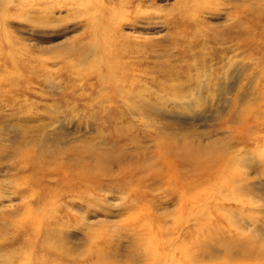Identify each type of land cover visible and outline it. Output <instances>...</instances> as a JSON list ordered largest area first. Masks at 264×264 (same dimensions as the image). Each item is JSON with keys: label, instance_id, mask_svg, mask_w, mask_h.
Masks as SVG:
<instances>
[{"label": "rangeland", "instance_id": "rangeland-1", "mask_svg": "<svg viewBox=\"0 0 264 264\" xmlns=\"http://www.w3.org/2000/svg\"><path fill=\"white\" fill-rule=\"evenodd\" d=\"M259 11L0 0V264H264Z\"/></svg>", "mask_w": 264, "mask_h": 264}, {"label": "bare ground", "instance_id": "bare-ground-1", "mask_svg": "<svg viewBox=\"0 0 264 264\" xmlns=\"http://www.w3.org/2000/svg\"><path fill=\"white\" fill-rule=\"evenodd\" d=\"M254 10H256L257 11V9H254ZM256 13H258V15H261V13L262 14H264V12L263 11H259V12H256ZM255 13H253V15H254ZM251 17H252V15H251ZM254 17V16H253ZM258 16H256L255 18H257ZM259 19V18H258ZM261 21V20H260ZM262 23V22H261ZM263 24V23H262ZM257 26V25H256ZM258 29H261V28H258ZM263 29H264V27H263ZM257 30V29H256ZM261 34V33H260ZM263 35H264V31H263ZM262 36V35H261ZM259 38H260V36H259ZM252 41H254L253 39H252ZM259 41V40H258ZM262 41H264V40H262ZM261 41V42H262ZM123 42V41H122ZM255 42H256V40H255ZM260 42V43H261ZM254 43V42H253ZM259 43V44H260ZM255 44V43H254ZM255 47V46H254ZM257 47H259V46H257ZM263 47V46H262ZM260 48V47H259ZM88 49V48H87ZM86 49V50H87ZM254 49H256V48H254ZM88 50H90V49H88ZM89 52V51H88ZM102 53L104 54L105 52L104 51H102ZM258 53V52H257ZM89 54H90V52H89ZM80 55H82V53L80 54ZM86 55H87V53H86ZM261 55V54H260ZM102 58V57H101ZM104 58H105V56H103V59H101V60H104ZM100 70H101V72H99V81H97L98 83H99V85L101 86V87H103L108 81H111L112 83H114V84H116L117 83V80L115 79V72H114V70L113 69H111V67H109V66H107V65H104L103 67H100L99 68ZM128 92H129V90H124V91H122L121 93H120V95L121 94H123V93H125V94H128ZM136 98V97H135ZM1 158V157H0ZM171 196V195H170ZM168 200L169 201H171L172 200V198L170 197V198H168Z\"/></svg>", "mask_w": 264, "mask_h": 264}]
</instances>
